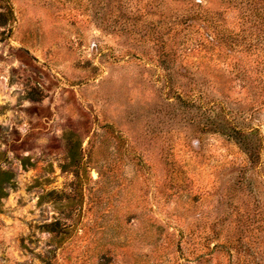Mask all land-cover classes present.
<instances>
[{"label": "rangeland", "instance_id": "rangeland-1", "mask_svg": "<svg viewBox=\"0 0 264 264\" xmlns=\"http://www.w3.org/2000/svg\"><path fill=\"white\" fill-rule=\"evenodd\" d=\"M3 6L0 264H264V0Z\"/></svg>", "mask_w": 264, "mask_h": 264}, {"label": "trees", "instance_id": "trees-1", "mask_svg": "<svg viewBox=\"0 0 264 264\" xmlns=\"http://www.w3.org/2000/svg\"><path fill=\"white\" fill-rule=\"evenodd\" d=\"M114 3L115 5V13L116 12H122V0H110ZM5 2V0H0V8L4 9L5 10V15L4 14H0V18H4L3 21H7L6 17L10 18V11H6L5 7L3 6V3ZM7 2V1H6ZM188 20H197V16H191V18H183V21L181 22V24L183 23V27L185 26V24L187 23ZM201 32V30H200ZM196 39L195 41L192 43V45H194L193 47L191 48H185L184 49V53L185 52H193V51H202L203 49L206 48V46H210V47H213V40L209 39V37L206 35V34H203V33H198L196 34ZM198 37H200L198 39ZM198 39V40H197ZM199 42V43H198ZM221 121H222V125L223 127L222 128H218L217 126H212V128H210L211 130H214V131H218L220 132L221 134H224V135H228L230 138L234 139L235 135H240L241 132L237 131L235 129V127L232 126L231 122L229 120H226L224 117H221ZM213 125V124H212ZM230 131V132H227V129ZM222 129V130H221ZM251 157V155H250ZM2 175H6L4 173H2ZM8 176V175H7ZM5 194L3 192V189H2V186L0 185V198L3 197ZM57 227H58V224H52L50 225L47 229L54 233L57 231ZM179 235H180V239L177 241V253H179V256L175 257L174 259H170L167 260L166 262H163L161 261V263H164V264H178V261H180L179 259L181 258V260H184V262H188L190 259H193V260H202L204 259V256L207 254V255H210L211 254V251L212 250H216L220 247L219 244L215 243L211 249L210 248V245L212 243H210V237H208L207 235L204 236V234L201 236H199L198 240H194L195 242H193V235H192V232L191 233H188L186 236H184V233H182L181 231L179 232ZM188 236V237H187ZM184 238H189V239H185V243L186 244H189L191 246V249L190 251L186 252L187 254H185L184 252H182V249H181V240ZM193 242V243H191ZM167 245H169L167 243ZM200 250L198 251V253L196 254L195 257H192V255H194L197 250ZM202 250H208V253H204L202 252ZM207 261V259L205 260Z\"/></svg>", "mask_w": 264, "mask_h": 264}]
</instances>
